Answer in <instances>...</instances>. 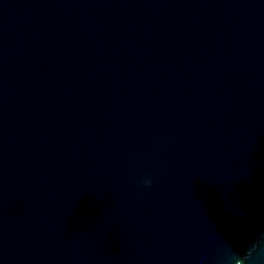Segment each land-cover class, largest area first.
<instances>
[{
	"label": "water",
	"instance_id": "water-1",
	"mask_svg": "<svg viewBox=\"0 0 264 264\" xmlns=\"http://www.w3.org/2000/svg\"><path fill=\"white\" fill-rule=\"evenodd\" d=\"M262 237L264 0H0V264H235Z\"/></svg>",
	"mask_w": 264,
	"mask_h": 264
},
{
	"label": "clouds",
	"instance_id": "clouds-1",
	"mask_svg": "<svg viewBox=\"0 0 264 264\" xmlns=\"http://www.w3.org/2000/svg\"><path fill=\"white\" fill-rule=\"evenodd\" d=\"M143 184L145 187H150L152 185V180L150 178H145ZM261 244H264V237H262L260 243L252 246L243 259H238L235 256H229L228 259L229 261L234 260L235 264H244L246 260H258L259 258L264 257V247H261ZM253 253H256V256H254Z\"/></svg>",
	"mask_w": 264,
	"mask_h": 264
}]
</instances>
